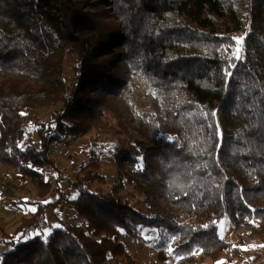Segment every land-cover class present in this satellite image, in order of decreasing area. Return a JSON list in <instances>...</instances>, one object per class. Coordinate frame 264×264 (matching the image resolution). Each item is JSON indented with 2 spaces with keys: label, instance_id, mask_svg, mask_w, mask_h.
<instances>
[{
  "label": "trees",
  "instance_id": "1",
  "mask_svg": "<svg viewBox=\"0 0 264 264\" xmlns=\"http://www.w3.org/2000/svg\"><path fill=\"white\" fill-rule=\"evenodd\" d=\"M133 76L148 84L150 106L129 104L141 140L117 163L130 166L128 195L139 198L122 193V173L110 192L91 189L105 176L89 150L68 202L84 224L46 236L50 145L107 126L104 108L118 109ZM42 106L59 109L22 148L23 114ZM0 162L36 196L0 239V264H144L118 231L137 238L145 226L171 237L172 264H221L224 220L264 236L253 223L264 219V0H0Z\"/></svg>",
  "mask_w": 264,
  "mask_h": 264
},
{
  "label": "rangeland",
  "instance_id": "2",
  "mask_svg": "<svg viewBox=\"0 0 264 264\" xmlns=\"http://www.w3.org/2000/svg\"><path fill=\"white\" fill-rule=\"evenodd\" d=\"M88 1L94 3L99 0ZM235 40V53L242 56V36L236 37ZM73 59V57H67L64 61V76L67 81L72 77L71 63ZM151 94V90L143 78L131 77L123 92L116 97L118 109L104 108L103 110L102 117L107 122V126L94 127L68 144L65 142L66 139H63L50 145V157L53 158L57 170L53 166H46L44 169L52 181V187L44 198V201L52 202L46 213L48 220L44 231L46 236H49L60 226L84 224V220L76 216L68 202L77 196V192L71 187L70 182L80 162L87 158L89 150H94L99 155L101 171L105 176L103 183L96 182L91 186L93 190L99 188L103 192H110L114 183L117 182L119 173L124 176L130 170L127 163L123 162L122 165L117 163L118 154L123 152L126 154V152L134 150L137 147V142L141 140L137 125L132 119L129 104L132 103L138 111L147 109L150 106ZM58 109L59 106H42L23 114L22 124L25 131L20 142L22 148L38 144L37 123L51 120ZM117 111H121V113H117ZM0 177L3 179L0 187L1 239L3 234H13L23 215L28 216L33 212V206L21 202L34 200L36 196L29 181L22 180L16 169L1 162ZM123 179L125 183L122 193L128 195L129 191L131 192L133 189L127 183L125 176ZM128 198L134 203L139 195H136V198L128 195ZM58 200L60 201L57 202ZM11 202L18 206H12ZM136 207L140 211L150 214L143 204H137ZM253 223L255 225L262 224L264 219L253 218ZM251 230L250 227L243 225L232 227L226 220L220 224V234L223 238H228L224 239L228 244V250L221 255L219 259L221 264H264V236L253 235ZM118 232L126 243L127 252L133 254L135 259L141 263L172 264L177 259L171 244V237L167 236L160 228L140 227L137 238L127 236L122 231ZM7 248L8 246L0 243V251ZM233 251L237 253L235 254ZM121 260L116 257L110 259V262H121Z\"/></svg>",
  "mask_w": 264,
  "mask_h": 264
},
{
  "label": "built area",
  "instance_id": "3",
  "mask_svg": "<svg viewBox=\"0 0 264 264\" xmlns=\"http://www.w3.org/2000/svg\"><path fill=\"white\" fill-rule=\"evenodd\" d=\"M121 151H123V150H121ZM125 151V150H124ZM125 152H123V153H121V154H124ZM120 154V155H121ZM119 155V154H118ZM2 182H3V179H2V177H0V187H1V184H2ZM223 239H225V240H227L228 238H223ZM3 252L2 251H0V256H1V254H2Z\"/></svg>",
  "mask_w": 264,
  "mask_h": 264
},
{
  "label": "snow or ice",
  "instance_id": "4",
  "mask_svg": "<svg viewBox=\"0 0 264 264\" xmlns=\"http://www.w3.org/2000/svg\"><path fill=\"white\" fill-rule=\"evenodd\" d=\"M238 58V57H237Z\"/></svg>",
  "mask_w": 264,
  "mask_h": 264
}]
</instances>
